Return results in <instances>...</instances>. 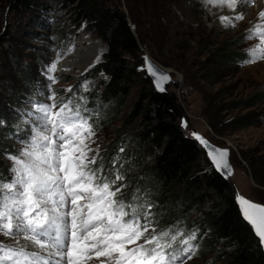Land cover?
Listing matches in <instances>:
<instances>
[{"label":"trees","instance_id":"trees-1","mask_svg":"<svg viewBox=\"0 0 264 264\" xmlns=\"http://www.w3.org/2000/svg\"><path fill=\"white\" fill-rule=\"evenodd\" d=\"M57 5L73 16L75 24L85 23L87 30L106 46L101 61L79 78L95 82L97 99L91 97V104L85 106L93 128L114 129V135L96 156V163L89 167L102 169L100 175L107 176L112 190L120 189L115 197L117 201L151 204L154 214L151 219L157 232L182 230L183 236H178L174 244L177 252L180 241L194 233L196 238L191 241L194 248L189 255L195 254L193 259L208 258L204 264H264L263 246L242 215L233 182L214 167L203 146L183 128L185 114L177 93L156 90L151 77L141 68L144 60L140 40L128 21L131 17L137 25L136 15L132 11L128 14L117 1L4 0L7 13L23 20L51 12ZM11 37L5 28L1 43L7 44ZM66 39L63 37L62 44ZM242 39L243 35H239L220 44L217 58L227 65L245 61L248 52L238 47ZM53 42L52 38L44 41L38 55V64L43 70L48 61L43 51L54 48ZM7 55L16 62V53L11 49L0 60H5ZM25 72L26 83L33 85V69ZM80 94L82 90L75 89L73 99L79 100ZM68 95H61V99ZM259 96L254 94L250 101L236 108L256 107L264 100ZM61 99L59 95L58 102ZM252 115L256 116L252 112L236 119L237 126L253 124ZM0 117L3 121L17 122L5 111ZM17 150L18 147L0 134V179H11V166L1 155L15 154ZM250 165L254 179L263 185L254 163ZM116 174L122 179L113 184ZM138 211L143 214L144 210Z\"/></svg>","mask_w":264,"mask_h":264},{"label":"rangeland","instance_id":"rangeland-1","mask_svg":"<svg viewBox=\"0 0 264 264\" xmlns=\"http://www.w3.org/2000/svg\"><path fill=\"white\" fill-rule=\"evenodd\" d=\"M106 1H117L128 14L132 11L136 15L137 25L131 17L128 19L132 21L140 40L142 58L143 54L148 53L156 62L172 71L173 80L169 90L177 93L183 107L185 118L182 126L186 132L193 135V130L197 129L215 144L229 148L235 189L250 199L264 203V100L256 107L236 108V105L250 101L254 94L264 99V59L227 65L217 58V47L239 35H243L238 46L242 51L248 52L260 43L258 39L245 37L249 29L261 22L259 13L264 11V5L258 7L257 1L253 0L244 18L233 21L235 26L227 24L220 27L214 24L202 0ZM72 17L57 5L51 12L23 20L7 13L4 0H0V58L7 49H11L17 59L12 62L7 55L5 60H0V113L4 114L5 111L17 121L14 124L0 117V134L5 135L18 149L23 146L20 139L28 133V125L21 124V114L30 109L33 99H46L54 93L58 107L69 98L72 104L80 106H89L91 97L97 99L95 82L79 78L101 61L102 53L98 61L84 69L77 60L81 55L94 56L101 50L105 51L106 46L87 30L85 23L75 24ZM5 28L9 29L12 37L7 44H2L1 34ZM63 37L67 39L62 44ZM51 38L55 47L43 51V56L48 58L47 68L43 70L38 64V55L44 41ZM98 41L99 45L95 43ZM215 59L218 60L213 66L210 65ZM57 61L56 71L50 73L51 63ZM68 62L72 66L66 67ZM63 66L67 69H62ZM27 69H33V85L26 83ZM50 76L55 78V82ZM69 88L72 91H67ZM78 88L83 94L78 95L81 98L76 100L73 98ZM56 91H61L60 99L61 95H69L58 102ZM252 112L256 115L251 116L253 124L237 126L236 119ZM89 113L96 115V112ZM97 115H100L99 111ZM4 126H8V129ZM93 131L95 135L87 141L93 150L89 153L90 159H96L114 135L113 127L109 126H95ZM1 158L12 166V161L6 156L1 155ZM251 161L262 177L263 185L254 179ZM0 241L8 244L11 238L0 235ZM190 256L191 259L184 258L186 264H204L208 259H193L195 254ZM96 262L95 259L91 261Z\"/></svg>","mask_w":264,"mask_h":264},{"label":"snow or ice","instance_id":"snow-or-ice-1","mask_svg":"<svg viewBox=\"0 0 264 264\" xmlns=\"http://www.w3.org/2000/svg\"><path fill=\"white\" fill-rule=\"evenodd\" d=\"M202 2L235 10L238 3L244 6L253 0ZM243 18V12L220 17L229 26ZM259 20L245 38L260 43L248 50L245 63L264 59V11ZM57 63H51L50 73ZM147 71L158 90L164 91L168 75L150 62ZM90 119L79 104L72 106L71 98L58 107L54 93L33 99L30 109L21 114L28 133L15 154H5L12 161L11 179H0V235L11 238L8 244L0 241V264H89L94 259L99 264H186L183 257L191 259L195 234L182 239L177 252L174 244L182 230L157 232L151 204L117 201L120 189L112 190L107 176L100 175L102 169L89 167L96 163L95 157L89 158L93 150L87 141L95 135ZM196 138L207 146L202 137ZM209 155L218 170L231 174L227 150L214 149ZM121 179L116 174L112 183ZM239 204L264 245V206L243 197Z\"/></svg>","mask_w":264,"mask_h":264},{"label":"water","instance_id":"water-1","mask_svg":"<svg viewBox=\"0 0 264 264\" xmlns=\"http://www.w3.org/2000/svg\"><path fill=\"white\" fill-rule=\"evenodd\" d=\"M128 21H129V24H130V26H131V28H132V30L134 31V25H133V23H132V21L130 20V19H128ZM134 33H135V31H134ZM135 35H136V33H135ZM137 36V35H136ZM104 50L102 51V56H103V54H104ZM143 60H144V65H143V69H145L146 70V72H147V74L151 77V79H152V82H153V85H154V87L156 88V90H158V88L156 87V84H155V82H154V77L147 71V64L150 62L151 64H153L156 68H158V69H160L163 73H166L167 75H168V77H169V79H168V81L167 82H165L164 84H163V87H164V91H159V92H167V91H169V87H170V85H171V83H172V80H173V75H172V71L171 70H169V69H167V68H165V67H163L162 65H160L158 62H156L148 53H145V54H143ZM100 61V60H99ZM98 61V62H99ZM97 62V63H98ZM96 63V64H97ZM95 64V65H96ZM200 136V137H202L205 141H207V146H205L204 144H201L200 143V141H199V143L203 146V148L205 149V151H206V154H207V156H208V158H209V160L212 162V164L214 165V167H215V163L213 162V160H212V158H211V156L209 155V152L210 151H212V150H214V149H217V150H227V153H228V155H227V157L225 158L226 159V161H227V164L230 166V169H231V174H227V169H223V170H218L216 167V169L223 175V176H225L226 178H228V179H230L231 181H232V178H233V175H234V167H233V165H232V163H231V161H230V149L229 148H227V147H221V146H219V145H217V144H215L214 142H212L210 139H208L205 135H203L199 130H197V129H194L193 130V136L196 138V136ZM197 139V138H196ZM219 158V157H218ZM239 197H243V198H245V199H247V200H249V201H251V202H253V203H255V204H257V205H261V206H264V203H262V202H259V201H255V200H253V199H250L249 197H247V196H245V195H242V194H240L239 192H237V190H236V201H237V203H238V205H239V207H240V209H241V206H240V204H239ZM251 225V224H250ZM252 226V225H251ZM252 228H253V226H252ZM253 230H254V228H253ZM255 232V231H254ZM256 234V233H255ZM258 237V236H257ZM259 238V237H258ZM263 246V249H264V245H262Z\"/></svg>","mask_w":264,"mask_h":264},{"label":"bare ground","instance_id":"bare-ground-1","mask_svg":"<svg viewBox=\"0 0 264 264\" xmlns=\"http://www.w3.org/2000/svg\"><path fill=\"white\" fill-rule=\"evenodd\" d=\"M256 1H257L256 5L258 7H261L264 5V0H256ZM205 7H206V10L208 12V15L212 18L214 24H217L220 27H222V26L224 27L227 25L226 22L221 21V19H220L221 16H230L231 17V16H234L235 13H238V12H243L244 14H246L248 9L250 8L249 4L242 6L239 3L237 4V8L235 10L229 9L227 7H216V6H212V5H205ZM95 43L100 44L99 41L95 42ZM101 53H102V50L99 53L95 54L94 56L93 55L92 56L81 55V57H79V58L77 57L78 58V60H77L78 65L83 69L86 67H89L91 64H93L94 62H96L100 59ZM71 64H72L71 62H68V64H66V67L72 66ZM66 67L63 66L62 69H67ZM21 243H23V241H21ZM96 263L99 264L98 262H96ZM89 264H94V263L89 262Z\"/></svg>","mask_w":264,"mask_h":264}]
</instances>
